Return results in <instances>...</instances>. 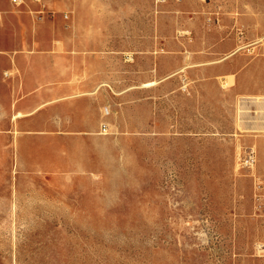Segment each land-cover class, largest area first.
I'll return each instance as SVG.
<instances>
[{
  "label": "rangeland",
  "instance_id": "374dc122",
  "mask_svg": "<svg viewBox=\"0 0 264 264\" xmlns=\"http://www.w3.org/2000/svg\"><path fill=\"white\" fill-rule=\"evenodd\" d=\"M18 38L63 91L0 136V264H264V0H0Z\"/></svg>",
  "mask_w": 264,
  "mask_h": 264
},
{
  "label": "crops",
  "instance_id": "0c3cea01",
  "mask_svg": "<svg viewBox=\"0 0 264 264\" xmlns=\"http://www.w3.org/2000/svg\"><path fill=\"white\" fill-rule=\"evenodd\" d=\"M40 44L43 42L37 39L32 41L28 38H18L7 48L0 47V136L3 130L6 132L4 135L12 136L13 128L19 122V119L15 118L16 112L26 107L28 95L34 94L42 99L41 104L34 106L40 108L48 107L57 100V97H51L52 93L63 91L59 85L60 72L63 70L59 72L56 64L48 63L56 60V54L32 53ZM44 44L53 45L52 42ZM249 46L248 53L253 56L252 60H264V39L251 42ZM242 49L243 47H238L231 55L241 53ZM256 92L264 93V88H258ZM18 94L23 95L22 99H16ZM12 111L14 113H11Z\"/></svg>",
  "mask_w": 264,
  "mask_h": 264
},
{
  "label": "built area",
  "instance_id": "2783aa9c",
  "mask_svg": "<svg viewBox=\"0 0 264 264\" xmlns=\"http://www.w3.org/2000/svg\"><path fill=\"white\" fill-rule=\"evenodd\" d=\"M15 1V3H18L19 2V0H14Z\"/></svg>",
  "mask_w": 264,
  "mask_h": 264
}]
</instances>
